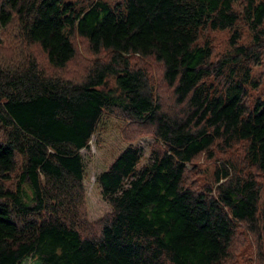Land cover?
<instances>
[{
	"label": "trees",
	"instance_id": "trees-1",
	"mask_svg": "<svg viewBox=\"0 0 264 264\" xmlns=\"http://www.w3.org/2000/svg\"><path fill=\"white\" fill-rule=\"evenodd\" d=\"M12 22L19 40L38 45L55 69L74 56V33L94 54L110 55L73 81L46 75L27 52L14 60L15 49L3 50L13 55L0 59V264L31 255L40 264H224L240 223L264 233L254 177L233 176L224 163L215 187L184 178L187 164L218 140L242 142L244 165L264 177V99H246L248 86H257L248 62L264 50V0H0V27ZM240 22L252 46L238 44ZM204 28L233 29V53L220 61L230 73L217 91L206 84L212 50L198 41ZM129 54L162 64L184 115L161 110ZM116 107L153 125L162 150L137 170L142 153L129 145L97 175L112 212L98 236H82L80 149Z\"/></svg>",
	"mask_w": 264,
	"mask_h": 264
},
{
	"label": "rangeland",
	"instance_id": "rangeland-1",
	"mask_svg": "<svg viewBox=\"0 0 264 264\" xmlns=\"http://www.w3.org/2000/svg\"><path fill=\"white\" fill-rule=\"evenodd\" d=\"M71 1L77 5H87L93 0ZM105 1L114 3L121 0ZM240 6L237 3L235 7L238 9ZM238 28L241 33L238 44H250L253 40L252 33L242 22L238 24ZM232 32L233 29L204 28L199 34V43L207 42L211 46L212 55L208 60L211 74L208 76L206 84H210V88L215 91L223 88L224 79L230 73V68L227 66L221 70L220 61L225 58L230 59L233 53L230 41ZM71 41L75 48L74 56L64 67L55 69L47 63L45 54L38 45L26 44L19 40L15 22H12L6 27H0V59L4 63H10L9 58L13 54H7V50L4 52V49H10L12 53L15 49L14 60L18 57L19 51L21 54L27 52L36 59L39 68H42L46 75L70 78L73 81L82 80L96 59L102 63L108 61L110 55L108 51L94 54L89 49L87 41L78 34L74 33L71 36ZM256 53H259V58L253 57L254 60L252 59L248 64L251 67V79L257 83V86L255 88L248 86L247 103H251L256 98L264 99V50ZM126 58H128L131 68L143 70L147 78L148 89L153 99L160 104L163 112L172 117L184 115L187 110L186 105L175 101L172 87L163 78V66L160 62H157L153 57H141L137 54H129ZM114 86V78L109 76L106 79V89H112ZM129 145L138 147L142 153L137 170L152 160L153 152L162 150V145L154 134L153 125L134 121L122 111L121 107H116L111 112L104 111L87 146L80 149L84 163V194L81 207L82 217L77 220V225L82 236H98L101 225L111 214L112 206L102 196L96 177L101 171L108 168L122 149ZM243 155L244 144L242 142H234L231 146H227L222 145L218 140L209 147V150L201 152L187 164L185 182L194 188L210 185L215 187L217 184L215 171L226 163L230 166L228 170L233 173V176L239 173L244 175L243 177L251 176L258 181L262 200L264 177L255 168L244 165ZM257 231H251L244 223H240L235 229L229 255L224 264H264V233L258 234ZM21 264H40V262L31 255Z\"/></svg>",
	"mask_w": 264,
	"mask_h": 264
}]
</instances>
